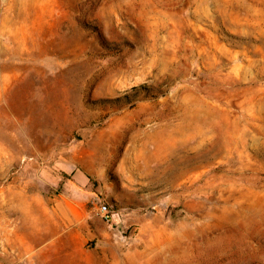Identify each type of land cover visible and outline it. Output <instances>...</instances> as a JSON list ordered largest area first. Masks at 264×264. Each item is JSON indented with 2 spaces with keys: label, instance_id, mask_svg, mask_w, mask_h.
Listing matches in <instances>:
<instances>
[{
  "label": "rangeland",
  "instance_id": "rangeland-1",
  "mask_svg": "<svg viewBox=\"0 0 264 264\" xmlns=\"http://www.w3.org/2000/svg\"><path fill=\"white\" fill-rule=\"evenodd\" d=\"M0 264H264V0H0Z\"/></svg>",
  "mask_w": 264,
  "mask_h": 264
},
{
  "label": "built area",
  "instance_id": "built-area-1",
  "mask_svg": "<svg viewBox=\"0 0 264 264\" xmlns=\"http://www.w3.org/2000/svg\"><path fill=\"white\" fill-rule=\"evenodd\" d=\"M101 212L104 214L106 218H111V207L109 206L108 203H102L100 206Z\"/></svg>",
  "mask_w": 264,
  "mask_h": 264
},
{
  "label": "bare ground",
  "instance_id": "bare-ground-1",
  "mask_svg": "<svg viewBox=\"0 0 264 264\" xmlns=\"http://www.w3.org/2000/svg\"><path fill=\"white\" fill-rule=\"evenodd\" d=\"M159 165V164H158ZM161 166V165H160ZM159 168H161V167H159ZM159 168H157V170L159 169ZM153 169V168H152ZM155 170V169H154ZM156 171V170H155Z\"/></svg>",
  "mask_w": 264,
  "mask_h": 264
}]
</instances>
